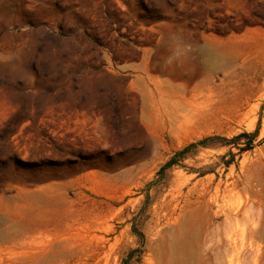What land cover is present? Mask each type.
I'll return each mask as SVG.
<instances>
[{
	"label": "rangeland",
	"instance_id": "374dc122",
	"mask_svg": "<svg viewBox=\"0 0 264 264\" xmlns=\"http://www.w3.org/2000/svg\"><path fill=\"white\" fill-rule=\"evenodd\" d=\"M263 122L264 0H0V264H264Z\"/></svg>",
	"mask_w": 264,
	"mask_h": 264
},
{
	"label": "bare ground",
	"instance_id": "6f19581e",
	"mask_svg": "<svg viewBox=\"0 0 264 264\" xmlns=\"http://www.w3.org/2000/svg\"><path fill=\"white\" fill-rule=\"evenodd\" d=\"M184 73L180 72V69H179V71L178 70H173V69H171V70H162L161 74L163 75V81L161 82V81H158V80H152V82H151L152 87H153L152 90H157L158 91L161 88L162 84L173 85L177 81H180V80L182 81V79H184V78L186 79V78L190 77L189 75L184 74ZM262 126H263V124H262ZM162 215H164V214H162ZM179 218H178V220H179ZM176 220H177V218H176ZM165 221H167V220H165ZM60 244H61V242H57V241L45 242L44 244L40 245V247H38L36 250H34L32 252H29V253L21 254L19 256L14 257V258L13 257L12 258H8L7 260L3 261L1 264H46L50 260H53L56 254L58 255V252H59V249H60V246H61ZM63 252H64V250H63ZM63 252L61 251V253H63ZM59 256H60V253H59Z\"/></svg>",
	"mask_w": 264,
	"mask_h": 264
},
{
	"label": "trees",
	"instance_id": "16d2710c",
	"mask_svg": "<svg viewBox=\"0 0 264 264\" xmlns=\"http://www.w3.org/2000/svg\"><path fill=\"white\" fill-rule=\"evenodd\" d=\"M240 136H247V137H250L249 134H246V133H243L241 134ZM215 139H218V137H209V138H205L203 139L202 141L198 142V143H192L190 145H188L187 147H185L183 150H181L179 153H176L174 155V157H172L169 161H167L159 170V174L162 173L165 169L173 166L176 164V158L181 156V155H184L187 151H189L190 149L192 148H195L199 145H205L207 142L211 141V140H215Z\"/></svg>",
	"mask_w": 264,
	"mask_h": 264
}]
</instances>
